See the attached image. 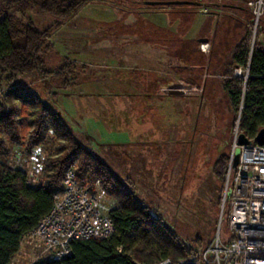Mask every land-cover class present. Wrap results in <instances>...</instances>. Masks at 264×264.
<instances>
[{"label":"rangeland","instance_id":"1","mask_svg":"<svg viewBox=\"0 0 264 264\" xmlns=\"http://www.w3.org/2000/svg\"><path fill=\"white\" fill-rule=\"evenodd\" d=\"M5 1L0 0V9ZM151 1L160 3L174 0H92L84 5L77 15L66 20L35 9L30 10L25 16L18 14L20 20L31 21L40 30L52 29L50 39L52 48L45 54V59L48 68L55 73L48 77L40 74L18 76L13 81L6 80L5 76L0 74V85L6 91L18 85L29 86L46 105L58 112L76 136H79L78 130L74 127L79 121L78 110L72 107L75 106L72 104L69 107L73 110L69 111L67 104L74 103L78 98V91L83 89L82 82L78 81L86 77L84 73L97 70L100 76L108 73L117 79L123 78L124 73H131L128 65L132 63V58L135 59L136 56L147 51L154 55L155 59L159 54V62L161 59L164 61L154 67L158 68L164 77L162 80H157L155 77L154 82L165 88V92L175 85L190 91V85L195 83L199 84L202 92V87L205 86V90L198 96V99L203 97L205 100L202 109H199L198 100H192L190 103L189 98L179 104L182 120L177 118L170 122L166 129L168 130L166 133L170 132L174 141L170 144L164 143L162 148L159 147L158 152L152 151L153 156H150V151L145 152L143 154L145 158L137 163L134 162L133 165L135 174L133 176L139 179V185L135 184V193L142 203L151 207V215L173 229L187 248L199 247L202 244L199 248L203 249L216 237L220 227L223 236L230 235L227 224L228 205L223 209L221 201L224 179L216 176L214 166L221 152L231 154L236 126H233L234 114L230 111L220 84L221 77L213 76L215 62L219 59L223 62L228 60L233 47L245 31L247 17L250 18L248 28H252L251 45L255 43L257 30L252 21V8L249 4H245V0H192L221 4L220 16H209L203 24L205 26L212 23L218 34L222 32L225 34V39L218 35L219 39L214 43L213 52L201 55L199 52H194L199 48L195 39L191 42L184 41V38L192 37L196 32L192 29L196 26V16L171 11L170 6L173 5L162 6L158 3L151 4ZM224 4L236 7L228 12ZM244 4L248 12H237ZM176 8L200 9L194 4L176 6ZM217 8L215 5L208 9ZM229 14L233 18L240 19L242 21L240 25L237 22L234 24ZM262 17L263 31L260 40L264 42V14ZM203 24L199 27L201 32L205 30ZM202 35L199 33L195 38ZM142 40H149V43H142ZM209 45L204 44V47L209 50L211 49ZM200 47L202 48V45ZM65 59L77 64V71L71 76L73 82L68 85L65 84L63 77L56 75L57 69L65 63ZM209 59L213 64L212 76L199 78L198 73H202V70H199ZM194 60L202 66L198 67L197 64L193 70L189 67L194 65L192 63ZM134 62L138 61L134 60ZM150 87L154 88L155 85L150 84ZM148 92L144 94L145 97L151 96L150 92L154 91L151 89ZM106 94L108 95V92ZM157 96H164L167 99L163 108L170 109V112L173 108V111L176 110L177 105L170 108L167 104L169 98L167 94H155V97ZM16 103L19 104V101ZM154 106L155 103L152 104L148 100L141 116L144 121L152 117L149 111ZM184 109H187V112H183ZM139 115L138 111H134L133 119L138 118ZM169 117L172 118L171 115ZM159 129H162L160 125H148L144 133L148 132L152 135L159 132ZM177 134H180L178 136L180 141H177ZM4 137L9 151L2 159L9 165L27 171L34 182L42 177L41 165L44 168L46 157L53 154L58 141H62L58 140L50 129L47 131L46 140L34 147L32 153H28L26 141L24 144H13L6 135ZM81 142L89 146L87 141L81 139ZM155 144L154 142L153 145ZM34 150L40 151L39 158L34 156ZM239 153L238 146L235 159ZM96 154L108 165H112L111 159L103 154L101 149L96 150ZM148 155L149 159H147ZM145 160L148 162L146 163ZM129 166L131 167V163ZM112 168L114 171L119 169L115 164ZM126 176L123 175L124 178ZM97 191L106 197L102 202L103 205L116 206L117 201L108 197L103 189L98 187ZM44 248L43 242L32 234L28 235L12 264H37L50 259L49 255L42 253Z\"/></svg>","mask_w":264,"mask_h":264},{"label":"trees","instance_id":"2","mask_svg":"<svg viewBox=\"0 0 264 264\" xmlns=\"http://www.w3.org/2000/svg\"><path fill=\"white\" fill-rule=\"evenodd\" d=\"M91 1L3 2L0 9V74L6 80L13 81L18 76L40 74L48 77L55 73L48 68L45 59V54L52 48V29L40 30L33 22L20 20L18 14L25 16L35 9L66 20L77 15ZM245 1L248 4V0ZM158 4L167 5L165 2ZM188 4L193 5L192 2L180 3L170 6V10L192 15L194 9L176 8ZM245 4L237 12H248ZM215 5L213 2L206 4L208 8ZM226 8L230 12L235 9ZM229 17L234 24L242 22L230 14ZM247 19L245 31L233 47L230 57L226 62L217 60L215 67L217 72L222 73L220 84L230 111L234 114L233 126L237 125L240 106L243 104L240 134L246 140L258 143L257 136L264 128V42L260 40L263 17L257 27L254 45H251L252 28H248L250 18ZM219 65H222L221 70ZM239 67L248 71L247 78L244 74L235 73ZM57 70L56 75L63 77L68 85L73 82L71 76L76 73L77 64L66 60ZM50 129L62 141H58L54 153L46 157L42 177L37 182L24 169L9 165L2 159L9 151L5 135L13 144H24L26 141V151L32 153L34 147L46 140ZM229 160L230 153L219 154L214 166L219 179L225 178ZM74 163L81 185L91 192H97L100 187L108 197L117 201L110 210L115 234L107 239H75L71 242V255L37 264H156L163 258L179 261L191 249H202L199 248L202 244L188 248L183 245L177 233L155 219L150 213L151 207L138 199L132 179L121 178L116 174L96 154L95 148L80 141L58 112L46 105L29 86L18 85L8 88L5 103L0 106V264H12L25 238L53 209L57 197L65 192L66 171Z\"/></svg>","mask_w":264,"mask_h":264},{"label":"built area","instance_id":"3","mask_svg":"<svg viewBox=\"0 0 264 264\" xmlns=\"http://www.w3.org/2000/svg\"><path fill=\"white\" fill-rule=\"evenodd\" d=\"M257 30L264 14V0H249ZM202 48L205 50L204 44ZM237 75L249 76L239 67ZM6 89L0 85V106L6 98ZM240 106L233 136V150L226 170L222 190V205H228L227 224L230 235L223 236L221 227L216 237L203 249H191L179 261L163 258L156 264H264V145L240 141ZM239 146V160L235 153ZM33 154L39 158L40 151ZM41 172L43 165H41ZM105 195L91 192L81 185L76 175V165L66 171L65 192L58 196L53 209L32 231L44 243L42 251L51 260H61L71 255V242L79 238L107 239L115 234L110 210L103 205Z\"/></svg>","mask_w":264,"mask_h":264},{"label":"crops","instance_id":"4","mask_svg":"<svg viewBox=\"0 0 264 264\" xmlns=\"http://www.w3.org/2000/svg\"><path fill=\"white\" fill-rule=\"evenodd\" d=\"M197 7L200 9H194L195 12L192 13L196 16V26L192 28L195 29L196 32L192 34V37L184 38V41L195 39L196 46L199 47V54L208 55L213 52L212 47L214 46L216 39H219L218 35H220V38L224 37L223 39H225V34H223V32L218 34V30L214 29L212 23L208 25L205 24V26L203 23L209 16H220L221 8L219 7H221V5L217 6L218 8L215 10H209L206 5ZM202 24L205 30L203 29L201 32L199 27ZM225 27H227L226 24ZM199 33L203 35L196 39L195 36ZM142 43L147 44L149 43V40H142ZM202 44H210L209 46L211 49L204 50L200 47ZM132 59V63L128 65L131 73H124L123 78L120 79H117L108 73L100 76L97 70H93L90 73H84L86 77L78 81L82 82L83 89L78 91V98L74 103L68 102L67 109L69 111L70 109L73 110L69 106L75 104V106L72 105V107H75V109L78 110L77 118L79 121L74 127L78 130L77 134L79 135L78 138L80 141L81 139L87 141L90 146L95 148V150L101 149V152L111 159L112 165L115 164L118 166L119 169L114 171L112 165H109L116 174L121 178H124L123 175L126 174V178L132 179L136 185H139V179H137L136 176H133L135 175L133 170L134 162L137 163L140 159H144L145 157L143 154L145 152L148 153L150 151L151 156L152 151L157 150L158 152L160 150L159 147L162 148L164 143L170 144L174 141L171 139L170 132L166 133V131H168L166 129L169 127L168 125L170 122L177 120V118L182 120V113L179 106L182 100L189 98L190 103L192 100H198L199 109H202L205 100L203 97H199L198 99L201 90L197 83H195V85H190V91L187 88H181L179 85H175L165 92V88L156 85L154 82L155 77H157V80H162L164 77L162 72L158 71V68H154L158 63H164L161 58L159 62V54L156 55L155 59L154 55L145 51V54L142 53L141 55L136 56L135 59ZM134 60L138 62H134ZM192 60L193 59H191V61ZM219 61L222 62L223 60L219 59ZM192 63L194 65L190 66V69L193 68L194 70V67H196L197 64L198 67L200 66L199 62H196L195 60ZM203 66L204 71L200 69L199 71L202 70V73H198V77H211V70L213 68L211 59L206 60ZM221 67L222 65L218 66L220 70ZM217 70L218 69L215 68L213 76L219 78L222 76V73L217 72ZM133 79L136 81H133ZM98 84L100 85L99 87ZM150 84L151 86L155 85L156 90L155 87L151 88ZM150 88L154 92H150L151 96L147 95L145 97L144 94H148V90H151ZM204 90L205 86L202 87V92ZM107 92L108 95L106 94ZM155 94H167L169 97L167 104L170 108L177 105L176 110L173 111V108L170 112V109L163 108L164 102L166 103L167 99L164 96L155 97ZM130 95L132 97H130ZM148 100L152 104L155 103V106L149 111L152 113V117L149 120L145 119L148 121H144L141 116L142 112L146 109ZM122 101L124 102L121 103ZM193 103L195 104V102ZM134 111L140 113L136 119H133ZM183 112H187V109H184ZM169 115H171L172 118L169 117ZM173 117L175 118L173 119ZM148 125H160L162 129H159V132H155L152 135H149L148 132L145 134L144 129L147 128ZM178 136H180V134H177L176 137ZM177 141H180L179 137L177 138ZM154 142L156 143L155 146L153 145ZM151 146L153 148H151ZM149 158L148 155L147 159ZM147 162L148 161H146V163ZM129 163H131V167L129 166Z\"/></svg>","mask_w":264,"mask_h":264},{"label":"water","instance_id":"5","mask_svg":"<svg viewBox=\"0 0 264 264\" xmlns=\"http://www.w3.org/2000/svg\"><path fill=\"white\" fill-rule=\"evenodd\" d=\"M249 1V0H248ZM187 2H192L194 5L197 6H205L206 2H202V1H189V0H174V1H167L165 2L168 5H175V4H180V3H187ZM151 4H156L158 3V1H151ZM162 3V2H160ZM217 6H220L221 4L217 3ZM224 6H229V7H236V6H230V4H224ZM257 141L259 144L264 145V128L260 130L258 136H257ZM241 144L243 143H249L250 141L246 140L245 137L243 135H240V141ZM239 160V154L236 157V163H238Z\"/></svg>","mask_w":264,"mask_h":264}]
</instances>
